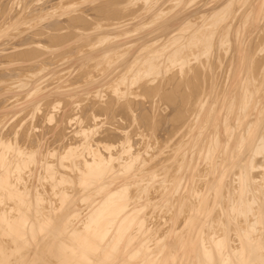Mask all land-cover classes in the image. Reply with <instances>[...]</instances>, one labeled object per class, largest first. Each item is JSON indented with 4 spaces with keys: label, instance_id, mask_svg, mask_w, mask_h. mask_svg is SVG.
I'll return each mask as SVG.
<instances>
[{
    "label": "bare ground",
    "instance_id": "obj_1",
    "mask_svg": "<svg viewBox=\"0 0 264 264\" xmlns=\"http://www.w3.org/2000/svg\"><path fill=\"white\" fill-rule=\"evenodd\" d=\"M0 264H264V0H0Z\"/></svg>",
    "mask_w": 264,
    "mask_h": 264
},
{
    "label": "rangeland",
    "instance_id": "obj_2",
    "mask_svg": "<svg viewBox=\"0 0 264 264\" xmlns=\"http://www.w3.org/2000/svg\"><path fill=\"white\" fill-rule=\"evenodd\" d=\"M153 99L156 100V104H158L159 106L161 105L160 107H164V106H165V105H164V101H165V100L160 101L161 98L159 99V97H156V96H155ZM158 99H159V100H158ZM161 100H162V99H161ZM163 105H164V106H163ZM167 109H168V110H167ZM167 109H166V110H167V113H169L170 110H169L168 107H167ZM77 111H78V112H81V109H76V112H77ZM57 114H59V113H57ZM57 116H58V115H57ZM34 118H35V117H34ZM34 118H32V119H34ZM30 120H31V119H30ZM30 120H29V123H30ZM35 120H36V121H35ZM35 120H34V121H35L36 123H35L34 121H31V123L33 124V122H34L35 125H36V124L38 123V121H37L38 119L36 118ZM122 121L124 122V120H122ZM32 124H31V126H32ZM136 124H137V123H135V125H136ZM135 125H134V123L131 124V126L134 127V128L137 126V125H136V126H135ZM44 126H46V124H45ZM131 126H127L128 129L126 128V130L130 131V130L132 129ZM46 127H47V126H46ZM129 127H130V128H129ZM34 129H36V128H34ZM38 129H39V128H38ZM43 129H45V127H43V128L40 127V130H41V131H42ZM45 130H47V128H46ZM66 131H69V129H66ZM44 132H45V131L43 130L42 133H44ZM46 132H47V133H46ZM46 132H45L46 134L44 133L45 136H44V134H43V136H44V138L46 137L45 139H46V140L48 141V143H49V142L51 141V139H52L53 136H54V137H53L52 141L54 140L56 133H53V132H52L51 134H48L49 130H47ZM49 133H50V132H49ZM53 134H55V135H53ZM52 135H53V136H52ZM48 137H49V139H47ZM136 137H137V135H136ZM160 139H161V137H159L158 140L160 141ZM46 140H45V141H46ZM47 141H46V143H47ZM52 141H51V142H52ZM160 142H162V141H160ZM49 144H50V143H49Z\"/></svg>",
    "mask_w": 264,
    "mask_h": 264
}]
</instances>
